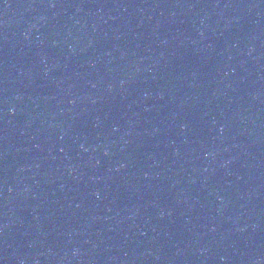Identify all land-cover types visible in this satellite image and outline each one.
<instances>
[{
	"label": "water",
	"instance_id": "95a60500",
	"mask_svg": "<svg viewBox=\"0 0 264 264\" xmlns=\"http://www.w3.org/2000/svg\"><path fill=\"white\" fill-rule=\"evenodd\" d=\"M0 264H264V0H0Z\"/></svg>",
	"mask_w": 264,
	"mask_h": 264
}]
</instances>
